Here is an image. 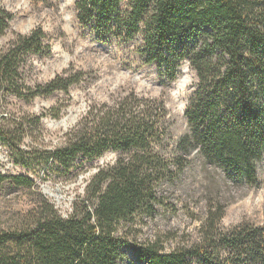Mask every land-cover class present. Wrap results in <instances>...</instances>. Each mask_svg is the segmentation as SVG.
I'll list each match as a JSON object with an SVG mask.
<instances>
[{"label": "trees", "instance_id": "trees-1", "mask_svg": "<svg viewBox=\"0 0 264 264\" xmlns=\"http://www.w3.org/2000/svg\"><path fill=\"white\" fill-rule=\"evenodd\" d=\"M0 0V36L14 15ZM80 0L77 17L100 37L131 42L142 37L145 64L176 80L183 62L197 73L185 110L189 132L174 141L163 98L129 90L111 103H94L51 148L39 141L48 114H21L11 99L30 103L68 93L86 82L70 67L46 83H32L33 59L52 54L41 27L18 34L0 49V146L36 177L67 181L108 152L118 158L99 167L64 216L41 198L18 229L0 233V264H264V223L220 227L226 207H210L198 238L166 251L138 243L133 229L153 220L171 190L196 160L234 185L257 181L264 157V0ZM57 118L58 109L51 110ZM28 175L0 173V189H32Z\"/></svg>", "mask_w": 264, "mask_h": 264}, {"label": "rangeland", "instance_id": "rangeland-1", "mask_svg": "<svg viewBox=\"0 0 264 264\" xmlns=\"http://www.w3.org/2000/svg\"><path fill=\"white\" fill-rule=\"evenodd\" d=\"M80 0H3L2 6L14 15L7 32L0 36V49L18 34H28L41 27L52 45V54L33 59L32 83H46L64 70L73 67L86 74V82L68 93L39 97L30 103L11 99L12 112L48 114L42 120L43 136L39 141L51 148L64 140L94 103H111L126 91L145 97L163 98L171 116L173 140L189 132L185 110L196 84L197 73L187 61L183 62L175 81L160 74L159 66L145 64L142 37L123 42L117 37H100L91 26H83L77 17ZM130 0H123L127 10ZM58 109L57 118L51 110ZM118 158L108 152L87 164L78 175L67 181H51V167L42 170L49 178L36 177L23 166L16 165L8 151L0 146V173L28 175L36 185L32 189H0V233L25 225L36 212L41 198L55 204L64 216L71 212L72 201L83 193L88 179L99 167L112 164ZM257 181L253 185H234L216 169L204 168L198 160L186 170L171 190L168 204L173 210L160 209L156 218L133 229L138 243L160 241L166 251L194 242L214 205L225 206L220 227L232 229L246 223H264V157L256 163ZM133 264H139L134 261Z\"/></svg>", "mask_w": 264, "mask_h": 264}]
</instances>
